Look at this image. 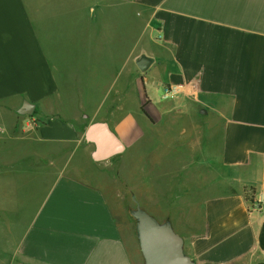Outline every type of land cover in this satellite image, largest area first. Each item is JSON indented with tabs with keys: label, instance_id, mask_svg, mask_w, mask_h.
Wrapping results in <instances>:
<instances>
[{
	"label": "crops",
	"instance_id": "obj_1",
	"mask_svg": "<svg viewBox=\"0 0 264 264\" xmlns=\"http://www.w3.org/2000/svg\"><path fill=\"white\" fill-rule=\"evenodd\" d=\"M141 49L157 62L126 76ZM161 86L176 90L170 104ZM24 101L34 113L19 117ZM94 123L122 148L104 161L85 138ZM120 171L194 264H264V0H0L2 264H143L103 190ZM182 175L194 184L167 180Z\"/></svg>",
	"mask_w": 264,
	"mask_h": 264
},
{
	"label": "water",
	"instance_id": "obj_2",
	"mask_svg": "<svg viewBox=\"0 0 264 264\" xmlns=\"http://www.w3.org/2000/svg\"><path fill=\"white\" fill-rule=\"evenodd\" d=\"M156 62L157 58L149 55L144 49L133 59L134 65L143 74ZM33 113L34 106L25 101L17 111L20 116H31ZM85 138L96 144L95 161H104L113 156L116 151H113L112 147L122 149L115 134L104 123H94L87 127ZM128 215L134 222L143 264H194L184 253L183 240L168 220L161 223L139 206L128 210Z\"/></svg>",
	"mask_w": 264,
	"mask_h": 264
},
{
	"label": "rangeland",
	"instance_id": "obj_3",
	"mask_svg": "<svg viewBox=\"0 0 264 264\" xmlns=\"http://www.w3.org/2000/svg\"><path fill=\"white\" fill-rule=\"evenodd\" d=\"M95 41H96V39H95ZM59 42L60 43H65L66 42L65 37H61L59 39ZM125 45H126V48H127L126 53H127V56H128L129 55V49L128 48L130 47L129 41H127ZM134 57H133V59H134ZM129 59H130V57H127L126 76L134 74L135 73L134 71L137 69V68H135L136 66L134 65V63L132 61H128ZM165 89H166L165 86H161V88L159 89V98H158L157 102H159L161 104H170L172 102V96L174 94L170 95L167 98H165ZM142 103H143V105H142L143 108L148 105V102L144 99V97L142 98ZM133 105L134 104H133L132 100L129 97H127L126 101H125V111L123 113H118V114L114 115V117L115 118H120V117L122 118L123 116H127L128 110H131L133 108ZM104 116H103V114L99 115V119H101ZM136 116L138 118H142L141 120H142L143 126L144 125H149L148 122L145 120V118L143 116L140 117V114H139V112L137 110V107H136ZM146 116H147V118H149V116L147 114H146ZM19 117H20V115H19ZM178 122L180 123L181 126L173 125V128H172L173 131L171 133V137H173V138L175 137L176 139L181 137V131H182L181 127L188 123V121L187 120L184 121V119L181 120V121H178ZM185 128H189V127L187 125H185ZM143 131L145 133V135H144L145 138H144V140L142 142V148L145 150V154L143 152L142 157H143V161H145L147 166H149V162L151 160V154L149 153L150 132L148 131V129H146V132H145V130H143ZM163 136H159V137H163ZM183 153L185 154L184 156H182V154L180 152L174 153L173 156L171 155L172 159L174 160V162H173L174 164L177 163L176 161H178V163H181V161L182 162L185 161V158L187 156V152L184 151ZM126 160H127V164H128V162H130V157H127ZM182 165L184 166V164H182ZM130 167L132 168V165ZM127 171H128V169H127ZM120 172H121V176L124 175L125 178L122 177V179L118 180L119 181L118 182L119 189H103V190L107 193V196H108L109 201H110L111 204H112V200L113 201L115 200V203H119L120 206H123L124 209H125V212L128 214V210L135 208V205H134L133 200H132V194L128 190V189H132L134 178H132V173L126 174V171H124V172L120 171ZM113 174L109 173V174H105V176H107L108 178H110L112 180L113 178H115ZM180 177L179 178L178 177H174V178L172 177V178H169L167 180H171V181L177 183L180 187H183V188L186 187L187 185L192 186L194 184V182L191 179H186L183 175H182L181 178ZM113 181H114V179H113ZM106 182H108V181H106ZM160 182L161 181L158 182L159 186H160ZM142 189H144V187ZM145 189H148V187H146ZM130 221H131V224H132L133 229H134V222H133V220L131 218H130ZM3 228L4 227H2L1 229H3ZM0 243H2V242L0 241ZM12 246L13 245L11 244L9 246V248L12 247ZM2 250H4L5 252H3ZM2 250H1L2 254L0 255V264L5 262L6 258H7L6 249L3 248Z\"/></svg>",
	"mask_w": 264,
	"mask_h": 264
},
{
	"label": "built area",
	"instance_id": "obj_4",
	"mask_svg": "<svg viewBox=\"0 0 264 264\" xmlns=\"http://www.w3.org/2000/svg\"><path fill=\"white\" fill-rule=\"evenodd\" d=\"M176 90L173 88H166L165 89V98L169 97L170 95L175 94ZM261 204V201L257 200L255 202H253L250 206V210H257L259 209V205Z\"/></svg>",
	"mask_w": 264,
	"mask_h": 264
},
{
	"label": "trees",
	"instance_id": "obj_5",
	"mask_svg": "<svg viewBox=\"0 0 264 264\" xmlns=\"http://www.w3.org/2000/svg\"><path fill=\"white\" fill-rule=\"evenodd\" d=\"M143 113H144V110H143ZM146 115V113H144Z\"/></svg>",
	"mask_w": 264,
	"mask_h": 264
},
{
	"label": "flooded vegetation",
	"instance_id": "obj_6",
	"mask_svg": "<svg viewBox=\"0 0 264 264\" xmlns=\"http://www.w3.org/2000/svg\"><path fill=\"white\" fill-rule=\"evenodd\" d=\"M150 119V118H149Z\"/></svg>",
	"mask_w": 264,
	"mask_h": 264
}]
</instances>
